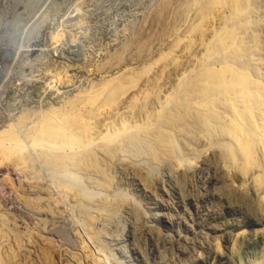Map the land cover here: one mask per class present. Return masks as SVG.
<instances>
[{
  "label": "bare ground",
  "instance_id": "1",
  "mask_svg": "<svg viewBox=\"0 0 264 264\" xmlns=\"http://www.w3.org/2000/svg\"><path fill=\"white\" fill-rule=\"evenodd\" d=\"M143 15L98 81L30 126L24 114L0 133V165L32 179L26 203L50 212L55 190L83 227L93 212L107 220L127 212L136 242L156 245L135 205L109 195L128 184L167 210L147 186L146 168L164 170L168 186L160 194L180 198L203 167L217 180L238 174L232 188L242 199L251 188L264 216V0H158ZM41 174L51 189L39 187ZM2 229L8 240L9 228ZM44 244L43 263L51 264L55 250Z\"/></svg>",
  "mask_w": 264,
  "mask_h": 264
},
{
  "label": "rangeland",
  "instance_id": "2",
  "mask_svg": "<svg viewBox=\"0 0 264 264\" xmlns=\"http://www.w3.org/2000/svg\"><path fill=\"white\" fill-rule=\"evenodd\" d=\"M157 1L0 0V133L24 114L30 126L42 111L98 81L99 69L126 42L128 29ZM13 167L0 165V231L9 228L8 240L0 232V261L5 264H44V242L55 250L51 264H264V216L251 188L243 199L232 188L240 183L238 174L217 180L203 167L180 198L174 192L168 197L160 194L168 186L164 170L146 168V184L170 206L167 210L125 183L110 193L111 200L122 197L135 205L140 225L150 227L153 234L148 233L155 237L153 245L148 238L132 239L127 212L109 220L93 212L94 222L85 220L88 225L83 227L71 202L55 190L51 196L59 202H53L50 212L26 203V197L35 194L26 188L33 181ZM44 175L38 185L51 189V179ZM224 185L234 193L228 194ZM85 187L96 194L88 183ZM86 226H93V232L88 228V234ZM95 231L106 234L97 239Z\"/></svg>",
  "mask_w": 264,
  "mask_h": 264
}]
</instances>
